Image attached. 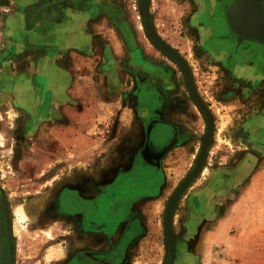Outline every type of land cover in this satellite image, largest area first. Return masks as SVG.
I'll return each instance as SVG.
<instances>
[{"label": "rangeland", "instance_id": "374dc122", "mask_svg": "<svg viewBox=\"0 0 264 264\" xmlns=\"http://www.w3.org/2000/svg\"><path fill=\"white\" fill-rule=\"evenodd\" d=\"M59 1L75 2L70 13L84 14L82 26L93 38L87 65L78 72L92 69L94 82H102L107 42L118 45L119 101L130 109L120 113L132 117L121 127L141 136L130 103L134 84L144 82L145 88L154 86L163 95L165 116L178 120L182 146L168 152L166 186L150 207L149 232L135 244L130 262L166 264V205L196 161L206 131L205 116L180 67L149 39L140 0ZM16 3L0 0V208L7 220L4 229L0 218V229L5 230L0 234V262L4 249L10 260L9 237L11 264H52L66 252L72 224L52 212L54 192L107 161L104 154L92 153L100 152L109 136L116 135L118 114L112 115L111 123L69 121L70 111L61 104L64 92L52 98L54 51L48 43L52 15L57 18L65 11L52 12L53 0H29L21 20ZM223 3L227 0H148L155 32L187 62L213 119L201 169L173 207L172 264H264V67L260 75L249 74L248 60L237 52L239 45L246 44L223 40L225 32L218 24ZM37 38L44 42L37 45ZM84 93L72 103L71 114L75 108L83 110ZM99 93L95 92L98 99ZM100 112L98 107L94 114ZM73 127L77 132L69 133ZM59 129L69 141L57 138ZM18 206L26 213L24 219L20 220Z\"/></svg>", "mask_w": 264, "mask_h": 264}, {"label": "flooded vegetation", "instance_id": "af4514ba", "mask_svg": "<svg viewBox=\"0 0 264 264\" xmlns=\"http://www.w3.org/2000/svg\"><path fill=\"white\" fill-rule=\"evenodd\" d=\"M233 2L227 0L219 9L224 41H230L233 34ZM260 5L264 10V0ZM145 83L134 84L132 90L134 112L142 130L136 143H130L125 154L116 155L113 163L91 166L86 177L67 181L55 190L52 212L72 220V224L68 248L52 264H130L135 244L148 234L150 207L166 186L163 159L184 135L178 121L165 116L163 95L154 86L145 88ZM43 107L47 112L48 102Z\"/></svg>", "mask_w": 264, "mask_h": 264}, {"label": "crops", "instance_id": "0c3cea01", "mask_svg": "<svg viewBox=\"0 0 264 264\" xmlns=\"http://www.w3.org/2000/svg\"><path fill=\"white\" fill-rule=\"evenodd\" d=\"M17 2L15 4L16 8L20 9L18 12L19 19H23L22 11L24 12L27 8L29 0H15ZM52 3V12L55 10L65 11L62 15L57 14V18L52 15V26L53 31L50 36L49 44H51L53 48V70L52 77L50 82V87L53 91L52 98L57 96V92H64L66 99H64L61 104L63 107H67L68 117L71 116L70 122L76 123H96V122H108L111 123L114 121L112 115L117 116V132L114 136H109L110 141L107 142L105 146H101L100 152L92 153L93 155L102 153L105 155L106 162H101L105 165H109L113 163L116 155L125 154L128 150H126L130 143L131 145L135 144L138 138V131L134 132L128 128L125 130L121 127V124L131 123V119L124 118L122 115L125 110L130 109L127 106L121 107L122 103L119 101V48L118 45L114 43V41L107 42V57L106 66L102 68L101 71V80L100 83L94 82L92 69L84 70L78 72V69L82 67L83 64L87 65L86 60L90 58V54L93 51V38L89 37L87 33L88 28L86 25L82 26V19L84 18V14L80 15H71V11L74 8L75 10V2L69 3L66 1L53 0ZM261 0H240L239 5L240 9L237 10V24L245 28L241 29H233V34L230 33L232 37L230 42L237 44H246L239 45L237 48L238 56L241 59H247L250 64L248 67L250 69L249 74L251 75H260L262 67H264V39L251 38L252 35H264V21L262 20L263 14L260 17V10L264 12L261 5ZM234 9L233 14H230V21L235 26V6L236 0L233 2ZM51 6V5H50ZM43 14H45V8H42ZM242 14L244 15L242 17ZM255 14V15H253ZM247 20V23L244 22ZM44 21V20H43ZM242 21L244 23H242ZM39 25V24H38ZM222 25V24H221ZM231 26V24H230ZM221 27V26H220ZM223 28V27H221ZM259 36V37H260ZM250 37V38H249ZM257 37V36H256ZM44 42V38H37L36 44H40ZM47 44V43H46ZM45 44V45H46ZM247 44H253L249 46ZM235 48V47H234ZM118 51V52H117ZM114 55V56H113ZM60 60H67L68 64H61ZM78 60V62H77ZM57 61V62H56ZM65 63V61H64ZM85 68H87L85 66ZM89 71V72H88ZM65 73V74H64ZM67 74V76H66ZM90 75V78H88ZM87 80V81H86ZM123 89V88H122ZM133 90V89H132ZM82 91L86 92L83 96V110L74 109V112L71 114L72 103H75L76 98L80 96ZM99 92V99L95 92ZM130 91V90H129ZM102 93V94H101ZM130 102V101H129ZM131 110L134 112V104L133 99H131ZM98 107L101 109L98 115L94 114ZM119 107L121 110L119 111ZM64 110V108H63ZM124 110V111H123ZM66 111V110H64ZM123 111V112H122ZM122 112V114L120 113ZM65 113V114H66ZM135 114V112H134ZM125 120H127L125 122ZM173 120V119H171ZM174 121V120H173ZM178 121V120H176ZM75 126V125H74ZM76 127H73L69 133H75ZM121 129V130H120ZM77 132V131H76ZM56 136L58 139H67L70 140L69 137H65V132L58 130L56 132ZM108 137V135H107ZM73 138L74 137L73 134ZM138 138V139H137ZM182 146V142L175 146L171 151L176 150L178 147ZM170 153V152H169ZM123 156V155H122ZM167 155L164 157L162 166H166ZM104 159V158H101ZM119 163V162H118ZM124 163V161H123ZM122 163V164H123ZM168 166V165H167Z\"/></svg>", "mask_w": 264, "mask_h": 264}, {"label": "water", "instance_id": "95a60500", "mask_svg": "<svg viewBox=\"0 0 264 264\" xmlns=\"http://www.w3.org/2000/svg\"><path fill=\"white\" fill-rule=\"evenodd\" d=\"M240 0H236V6H235V26L230 22L231 24V28L234 27L235 29H241L244 30L245 28H242V26H239L237 24V17L239 14H237V10L240 9V5H239ZM140 9L142 12V16H143V23H144V27L145 30L147 32V35L149 37V39L151 40V42L161 51L163 52L166 56H168L170 59H172L181 69L186 84H187V88L189 90V93L192 97V99L194 100V102L196 103V105L199 107V109L201 110V112L204 114L205 119H206V131L205 134L202 138V145L200 148V151L198 153V156L196 158V161L192 167V169L190 170V172H188L186 174V176L182 179V181L178 184V186L175 188V190L173 191L172 195L170 196L168 203L166 205V209H165V213H164V232H165V237L167 240V249H168V258L166 260V264L169 261V255H170V250L172 249V247H174L175 250V246H174V241H173V236H172V231H171V223H172V212H173V207L174 204L178 198V196H180V194L183 192V190L189 185L190 181L196 176V174L198 173V171L201 169V166L203 164L206 152H207V148L208 145L211 141V135H212V131H213V119H212V115L211 112L209 110V108L207 107V105L205 104V102L203 101V99L201 98V96L198 94L195 84H194V80L190 71V68L187 64V62L181 57V55H179V53H177L172 47H170L167 43H165L155 32V29L152 25V20H151V16L149 13V9H148V0H140ZM261 14H263L262 10H260V17ZM255 15V14H253ZM244 15L242 14V17ZM244 22L247 23V20H245ZM242 21V23H244ZM233 30V29H232ZM251 38H257V39H264V35L263 36H254ZM250 38V37H249ZM200 164L199 168L198 165ZM195 171V172H194ZM194 172V173H193ZM193 173V174H192ZM182 189L179 191V189ZM179 191V193L175 196V194ZM176 198V200L173 198ZM0 218L2 219L3 222V226L4 229L7 226V220L5 218V211L3 208H0ZM3 231L0 230V234ZM7 238V236H6ZM6 243H7V247L9 249L10 252V260L12 261V257H11V247H10V243L9 240L6 239ZM174 252L173 251V255L171 254V259H170V264H172L173 262V257H174ZM1 261V259H0ZM1 264V262H0Z\"/></svg>", "mask_w": 264, "mask_h": 264}, {"label": "bare ground", "instance_id": "6f19581e", "mask_svg": "<svg viewBox=\"0 0 264 264\" xmlns=\"http://www.w3.org/2000/svg\"><path fill=\"white\" fill-rule=\"evenodd\" d=\"M234 5V4H233ZM199 164V163H198ZM199 166H200V164L198 165V167L197 168H199ZM195 172V171H194ZM193 172V173H194ZM192 173V174H193ZM182 189V186H181V188L179 189V191ZM179 191L175 194V196L179 193ZM175 196H174V198H173V200L175 199L176 200V198H175ZM20 208V209H19ZM18 213H19V215H21V217H23V218H21L20 217V220L21 219H24V217L26 216V213L24 212V210L20 207V206H18V211H17ZM4 243V242H3ZM5 244V243H4ZM7 250V249H6ZM173 251H174V247H172V249L170 250V259H171V254L173 255ZM6 251H5V249H4V255H3V260H2V264H11L10 263V260H9V256H8V251L5 253ZM170 259H169V261L167 262V264H170Z\"/></svg>", "mask_w": 264, "mask_h": 264}]
</instances>
